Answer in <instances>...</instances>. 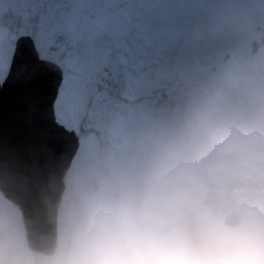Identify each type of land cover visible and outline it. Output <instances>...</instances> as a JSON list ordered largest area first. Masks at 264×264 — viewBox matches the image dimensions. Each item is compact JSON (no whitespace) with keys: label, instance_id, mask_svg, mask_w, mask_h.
Wrapping results in <instances>:
<instances>
[{"label":"clouds","instance_id":"1","mask_svg":"<svg viewBox=\"0 0 264 264\" xmlns=\"http://www.w3.org/2000/svg\"><path fill=\"white\" fill-rule=\"evenodd\" d=\"M64 264H264V89L194 84L81 163Z\"/></svg>","mask_w":264,"mask_h":264},{"label":"rangeland","instance_id":"2","mask_svg":"<svg viewBox=\"0 0 264 264\" xmlns=\"http://www.w3.org/2000/svg\"><path fill=\"white\" fill-rule=\"evenodd\" d=\"M29 2L30 9L27 4L28 10H20L22 23L18 16L11 18L12 24L5 22L17 11L0 10L2 78L20 36L33 34L40 46L46 39V46L59 47L51 36L54 31L38 34L40 8L34 0ZM63 7L65 20L55 35L74 39L77 47L87 50L63 62L65 82L56 104L58 120L82 136L68 185L82 162L125 147L194 84L239 91L264 89V47L256 56L251 53L252 43L264 37V0H63ZM227 54L231 57L224 62ZM111 58L114 66L123 67V91L116 99L104 94L91 100L93 91L85 94L89 78L97 73L100 62L106 66ZM155 88L164 89L167 99L155 100L151 94ZM63 228L61 219L54 258L32 253L21 214L0 195V264H62Z\"/></svg>","mask_w":264,"mask_h":264},{"label":"water","instance_id":"3","mask_svg":"<svg viewBox=\"0 0 264 264\" xmlns=\"http://www.w3.org/2000/svg\"><path fill=\"white\" fill-rule=\"evenodd\" d=\"M21 49L46 73L43 108L39 112L17 110L15 84ZM61 76V69L40 60L33 40L24 36L17 41L5 82L0 80V191L19 207L30 250L45 256L56 252L64 178L79 147L75 133L56 121L54 104Z\"/></svg>","mask_w":264,"mask_h":264},{"label":"flooded vegetation","instance_id":"4","mask_svg":"<svg viewBox=\"0 0 264 264\" xmlns=\"http://www.w3.org/2000/svg\"><path fill=\"white\" fill-rule=\"evenodd\" d=\"M34 1L36 2L34 3V5H37V7L40 8V12H39L40 20L38 22L37 27H35L38 34L42 35L41 31H44L45 29L46 31L47 30L51 32L54 31L51 36L54 39V41L60 43L59 47L52 46L51 44L46 46L47 45L45 43L46 39L43 41L42 46H40L39 45L40 43H38V50H39L41 58L54 61L55 63H57L58 65L62 67L63 62L68 60L73 55H81V52L83 53V50L87 52V50L77 47L76 41L74 39H70L69 41V38H66L65 35L63 37H57L55 35V29L56 31L60 29L61 21L65 20V18L63 17L64 14L62 15V13L66 11V8L63 7V0H34ZM3 2L5 3V6H7L5 7V9L9 10V8H14V5H13L14 0H3ZM0 5L3 6V4L1 3ZM0 10L3 11V7H0ZM12 17H13V13L11 12L8 16V19L11 22V24L13 23V20L11 19ZM81 30L84 31L83 33L85 34V29L82 28ZM257 30L260 32L261 28L259 27ZM48 34L50 33L48 32ZM263 39L264 37L262 38V40ZM255 41L259 43L258 40H255ZM63 43L67 44L65 45L66 47L64 49L61 47ZM88 45H89L88 46L89 49L91 50L92 44L88 43ZM263 47H264V44L258 47V50H257L258 53L260 52V50H262ZM122 70H123V67L120 66V64L118 66H114V59L110 60L109 63L106 62V66H104V62H100L97 73L93 76H90L89 78V83H87V86L85 87L86 88L85 94L90 93V92H87L88 89H90V91H93L91 92V100L100 98V95L103 96L104 94H106L107 96L111 95L113 98L116 99L118 95L122 93L123 88H124L123 84L121 83L123 79H120L122 78V75H121ZM135 72L139 73L140 71L135 70ZM163 90L164 89L162 88L153 89L151 91L153 98L155 100L158 99L157 97H163L167 99V95L166 93L163 92ZM103 98L105 101L107 97L104 96ZM96 102L97 101H94V104H96ZM158 102L160 103L159 100ZM157 105L158 103H156V106ZM85 109L86 108L84 107L83 112ZM95 112L101 113L98 110H96ZM102 115L104 116V119H106L103 113ZM91 126L92 124L88 125V127H91ZM70 175H73V174L71 173ZM60 223H61V208L59 212V226H60ZM62 264H64L63 259H62Z\"/></svg>","mask_w":264,"mask_h":264},{"label":"snow or ice","instance_id":"5","mask_svg":"<svg viewBox=\"0 0 264 264\" xmlns=\"http://www.w3.org/2000/svg\"><path fill=\"white\" fill-rule=\"evenodd\" d=\"M19 76L15 84L18 93L17 110L24 112H39L43 108V96L46 88V73L37 65L29 54L21 49L17 55ZM64 76H61L57 97L64 87Z\"/></svg>","mask_w":264,"mask_h":264}]
</instances>
